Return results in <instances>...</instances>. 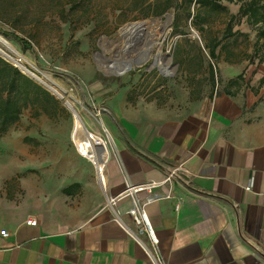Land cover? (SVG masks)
Here are the masks:
<instances>
[{
  "label": "rangeland",
  "instance_id": "374dc122",
  "mask_svg": "<svg viewBox=\"0 0 264 264\" xmlns=\"http://www.w3.org/2000/svg\"><path fill=\"white\" fill-rule=\"evenodd\" d=\"M168 1L0 0V29L28 38L35 51H21L11 36L0 33L23 60L22 66L9 62L35 75L48 73L65 90L83 127L108 143L105 177L107 162L116 159L111 135L122 130V118L185 115L224 89L226 72L241 74L237 92L243 97L252 92L264 106V82L259 85L264 77V41L257 37L262 23L251 25L237 15L248 0H221L224 10L213 3L171 0L176 6L156 16ZM164 14L170 15L167 23ZM231 15L235 17L229 35L225 28ZM141 22L147 26L145 33H158V41L147 47L142 30L133 45L140 52L134 49L126 55L121 51V30ZM211 42L218 43L216 58L204 47ZM146 52L144 64L132 65L120 75H104L98 69L106 59L142 58ZM154 54L157 67L151 64ZM59 101L66 111H53L48 117L24 110L19 122L0 135V208L52 229L79 225L104 204L106 195L94 166L75 147V117ZM65 188L72 193L66 194Z\"/></svg>",
  "mask_w": 264,
  "mask_h": 264
},
{
  "label": "crops",
  "instance_id": "0c3cea01",
  "mask_svg": "<svg viewBox=\"0 0 264 264\" xmlns=\"http://www.w3.org/2000/svg\"><path fill=\"white\" fill-rule=\"evenodd\" d=\"M225 77L221 92L185 115L122 118L104 204L79 225L52 229L0 208V264H264V106L237 92L241 74ZM148 182L160 185L137 191L141 203L169 195L143 206L156 248L128 213L129 196L107 202Z\"/></svg>",
  "mask_w": 264,
  "mask_h": 264
},
{
  "label": "trees",
  "instance_id": "16d2710c",
  "mask_svg": "<svg viewBox=\"0 0 264 264\" xmlns=\"http://www.w3.org/2000/svg\"><path fill=\"white\" fill-rule=\"evenodd\" d=\"M176 4L178 0H175ZM181 2H187L190 4L192 1L199 3L200 5H206L213 3L214 7H219L224 10L221 6V0H180ZM228 2L243 1V0H225ZM173 1L169 0L161 9L155 12L156 16L165 13L172 5L176 6ZM64 14V10L60 11V17ZM237 15L245 17L246 20L251 24L262 23L257 28V37L264 41V0H248L244 4L240 5ZM234 15H231L227 21L225 31L229 35L231 33V22L234 19ZM65 20V19H64ZM0 33L4 37L9 36L19 45L21 51L30 50L34 55L35 51L31 44V40L26 37H20L13 32H4L0 29ZM69 39L72 40L73 28H70ZM78 45L77 41L72 42ZM218 45L217 42H211L206 44L204 47L208 50L211 58H216L215 49ZM37 67H41L35 58ZM209 72L213 78L212 67L209 66ZM238 78L231 79L228 82L230 84L237 83ZM264 82V77L260 79L259 84ZM32 110L35 116L46 115L52 117L53 111H66L61 105L59 99L53 94L47 91L44 87L30 78L28 75L19 70L18 67L14 66L10 62L0 57V135L6 133L11 127L16 125L24 110ZM74 187H78V184H72ZM70 186V187H72ZM69 187V188H70ZM69 188H65L63 191L66 194H71L72 191Z\"/></svg>",
  "mask_w": 264,
  "mask_h": 264
},
{
  "label": "bare ground",
  "instance_id": "6f19581e",
  "mask_svg": "<svg viewBox=\"0 0 264 264\" xmlns=\"http://www.w3.org/2000/svg\"><path fill=\"white\" fill-rule=\"evenodd\" d=\"M140 28L143 30L144 33L147 31V26L145 24H143ZM130 32L131 30H129L127 27L121 30V38H123V40L124 39L128 40L127 41L128 44L132 42V40H130L128 37L130 36ZM146 36H147L146 42L148 44L147 47L149 48L158 41V33L156 34L148 33ZM3 49L11 53L14 56V59L10 57ZM0 54L6 57V59L9 58L8 60L11 59L10 61L14 60L16 63L22 66L23 60L20 57V55L11 46H9L1 36H0ZM133 58L134 57L131 56L129 60H127V64L130 63L132 65ZM37 77H38L37 78L38 81L41 82L47 89H49L56 97H58L59 100L63 101L64 105H66L68 108L74 109L71 102L68 100V97L66 96L65 90L61 88L59 85H57L49 75L42 73ZM73 115L75 117L74 135H73V141L75 143V147L80 155L90 160L91 164L94 166L96 170L97 183L99 184L101 189H104L106 188L104 167H105L106 159L108 158V143L104 141L99 135H96L95 133L92 132H89L90 133V137H89L84 132V128L81 125L77 113L74 112ZM80 133H84V135L81 137L79 136ZM95 142L104 145L106 147V150L103 152L97 151Z\"/></svg>",
  "mask_w": 264,
  "mask_h": 264
},
{
  "label": "water",
  "instance_id": "95a60500",
  "mask_svg": "<svg viewBox=\"0 0 264 264\" xmlns=\"http://www.w3.org/2000/svg\"><path fill=\"white\" fill-rule=\"evenodd\" d=\"M164 17H165V23H167L170 19V15L169 14H164ZM143 24H145L144 22H141V23H137V24H132L131 26L127 27L129 30H131L130 32V37L129 39L132 40V42H130V44H128V40H125L124 39V44H123V47L121 49V51L126 54V55H129L130 52L132 50L135 49V47H133L134 45V41L137 40L141 34H137L139 33L142 29L140 28ZM163 27L160 28V30H162ZM124 29V28H123ZM5 41V40H4ZM6 42V41H5ZM7 43V42H6ZM8 44V43H7ZM9 45V44H8ZM10 46V45H9ZM137 51V49H135ZM119 52V51H118ZM118 52L115 54V57H119L118 56ZM137 52H140V51H137ZM156 54V53H155ZM155 54L152 58V61H151V64L153 66H156V58H155ZM0 57H2L3 59H5L6 61L9 62L8 59H6V57H4L3 55L0 54ZM149 58V54L148 52H146V54H144V56L142 58H133V64L134 66H141L142 64H144ZM129 60V58L127 59ZM127 60H108L106 59L105 62L107 63L105 66H98V69L102 72V74L104 75H120L122 74L123 72L129 70L131 68V64H127ZM126 64V65H125ZM16 66V65H14ZM17 67V66H16ZM33 68V67H31ZM105 69L107 71H105ZM159 69V68H158ZM20 71H22L23 73H25L26 75H28L30 78H32L34 81H36L38 84H40L42 87H44L47 91H49L51 94H53L49 89H47L41 82L38 81V75H35L34 72L28 70V69H25V68H19ZM160 71V69H159ZM161 72V71H160ZM37 73L39 75H41L42 73H40L39 71H37ZM44 74V73H43ZM47 75H49L48 73H45ZM163 74V73H162ZM50 76V75H49ZM54 95V94H53ZM55 96V95H54ZM56 97V96H55ZM58 99V97H56ZM66 106V105H65ZM67 107V106H66ZM68 108V107H67ZM73 114H74V109L72 108H68ZM81 122V120H80ZM81 125L83 126L82 122H81ZM84 128V127H83ZM84 132L90 137V133L88 130H86L84 128ZM95 145H96V148H97V151H100V152H103L106 150V147L102 144H99L98 142H95Z\"/></svg>",
  "mask_w": 264,
  "mask_h": 264
},
{
  "label": "built area",
  "instance_id": "2783aa9c",
  "mask_svg": "<svg viewBox=\"0 0 264 264\" xmlns=\"http://www.w3.org/2000/svg\"><path fill=\"white\" fill-rule=\"evenodd\" d=\"M178 171H184V169L181 166H178L177 168L172 169L168 173V175L165 177L163 182L170 181L177 174ZM159 185H160V182H148V183L138 185V186H127V188L123 192H121L118 196L110 197L107 199L109 206L112 207L118 199H122L126 196L130 197V199L132 200V206L128 210V213L132 217L134 224L139 229V232L145 233L147 235L149 243H150L151 247H153V248H156L157 239L155 238L153 231L149 225V222L146 218L143 206L146 202H148L152 199H156V198H160V197H168L169 195L167 194V195L162 196L159 194H153V195L149 196L145 200L144 203H141L137 199V197H135V193L137 191H141V190H146L148 192H151L153 188L158 187ZM0 234L2 236H6L7 232L5 230H0ZM156 261H157V259H156Z\"/></svg>",
  "mask_w": 264,
  "mask_h": 264
}]
</instances>
